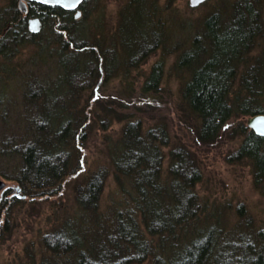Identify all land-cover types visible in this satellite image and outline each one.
I'll return each mask as SVG.
<instances>
[{
  "label": "trees",
  "instance_id": "1",
  "mask_svg": "<svg viewBox=\"0 0 264 264\" xmlns=\"http://www.w3.org/2000/svg\"><path fill=\"white\" fill-rule=\"evenodd\" d=\"M23 7L13 6V12L3 23H15L18 33L27 32V16L48 18L49 24L57 20L55 34L61 32L60 20L70 24L73 21V11L56 3L28 0L27 8ZM146 17L149 23L148 13ZM151 25L133 32L136 41L128 38L125 45L120 40L122 55L130 67L159 44L175 53L171 71L179 79L177 106L183 122L179 127L185 129L192 144H186L183 138L176 140V144L171 143L163 119L154 127L142 128L143 108L159 92L157 84L163 64L160 59L140 87L141 110L135 107L128 111L126 118L120 119L104 102L97 106L99 111L91 108L95 117L100 114L106 122L124 121V126L121 137L107 154L109 162L98 165L78 182L82 193L78 197L79 205L81 208L94 205L96 210L98 196L110 175L117 195L106 210L99 214L91 212L87 219L94 223L90 224L92 228L87 220L83 221L85 229H79L78 233L66 225L67 229L59 233L62 236L51 246L49 237L43 236L40 242L48 250L44 247L39 252V264H264V225L244 224L247 226L239 228L237 235L229 236L220 220L212 219L211 212L204 211L205 199L196 191L202 177L203 155L217 147L228 132L225 129L232 127L230 138L240 140L233 157L228 159V154L225 159L233 163L247 162L253 187L264 198V136L252 131L244 119L264 113V0H234L230 11L222 9L207 14L192 33H185L183 44L178 40L166 45L167 32L159 30L157 23L154 27ZM67 27L63 30L73 37L76 30L71 34L70 25ZM84 32L85 38L88 34ZM20 35L23 37L25 33ZM20 35L12 33L1 38L3 57L12 55L22 41ZM5 37L10 40L6 42ZM50 40L43 39L41 43V52L44 51L41 59L50 55L57 60L60 56L57 61L67 75L82 74L88 79L93 76L97 82L104 78L103 70L116 68L101 60L105 50L97 39L74 52L69 50V55L46 48ZM60 79L65 86L69 85L73 96L77 87L73 88L66 77ZM146 95L150 97L148 101L144 98ZM70 101L75 104L73 98ZM73 105L70 107L73 111L70 108L57 111L46 119L41 109L39 118L43 125H34L31 138L12 149L18 157L19 168L12 178L28 197L43 198L41 201L46 202L50 195L60 191L56 186L71 175L68 162L77 158L76 155L80 158L72 140H78L75 132L87 119V111L86 107L78 111ZM100 126L106 127L102 122ZM2 142L13 143L9 138ZM162 146H168L167 152ZM164 155L167 161L163 170ZM2 199L8 202L7 197ZM29 258L35 264L34 255Z\"/></svg>",
  "mask_w": 264,
  "mask_h": 264
},
{
  "label": "rangeland",
  "instance_id": "2",
  "mask_svg": "<svg viewBox=\"0 0 264 264\" xmlns=\"http://www.w3.org/2000/svg\"><path fill=\"white\" fill-rule=\"evenodd\" d=\"M27 1L0 0V13L3 10V14H0L2 25L0 28H3L0 29V40L8 34L17 33L19 36L25 33L23 37L20 35L19 39L22 41H19L20 44L15 47L11 56L6 58L0 53V183L4 188H9V191L15 192L7 197L8 202L5 203L2 201L3 192L7 193L8 190L3 191V187H0V264H32L29 258L32 254L35 257V264H39L41 259L39 252L46 248V245L40 242L43 236L49 237L48 244L51 246L62 236L59 233L67 229L66 225L77 233L79 229H85L83 221H88L87 218L95 206L80 207L78 197L82 193L79 191L78 182L85 175L88 176L95 171L98 165L109 162L107 154L109 155L114 142L121 137L124 126V121L106 122L100 114L95 117L91 108L95 107L99 111L97 106L104 102L106 108L109 107L120 119L126 118L130 114L129 110L140 109L139 103L142 101L139 95L140 87L151 67L160 59L163 64L160 82L157 84L159 92L155 98L151 97L153 102L143 108L142 128L154 127L163 119L168 126L171 143L176 144V140L183 138L186 144H192L188 142L185 129L179 127L182 122L177 106L179 79L171 71L175 53L165 48L164 44H159L158 48L152 46L153 50H148L129 67L126 57L122 55L120 40L123 39L125 45L128 38L136 41L132 37L133 32L147 29L149 23L150 25L157 23L160 25L159 30L167 32L166 45H173L178 40L182 43L185 33L188 31L192 33L201 18L215 10L230 11V5L234 0H203L196 5H192L190 0H83L82 3L81 0V4L79 3L76 8H71L73 11L71 24L69 21L64 23L66 20H60L61 28L58 30L61 32L56 31L59 37L53 31L57 20L49 24L48 18L41 20L37 16H27V32L20 33L15 29L17 26L15 23L3 24L13 12V6L22 5L25 10ZM24 12L20 10V13ZM34 17L39 21V29L36 31L29 27V19ZM69 25L71 34L76 30L73 37L63 30L65 26L68 29ZM84 31L88 34L85 38ZM79 34L81 37H78ZM70 37L71 43L68 42ZM48 38L51 40L46 48L58 50L63 55H69V50L74 52L97 39L105 50L101 60L106 61L107 65H116V68L103 70L104 78L102 81L100 78L97 79V82L92 79L93 76L88 79L82 74L67 75V71H63L57 61L60 56L56 57L57 60L50 55L41 59L40 54L44 53L41 52L43 48L41 43L43 39ZM4 39L6 42L10 40L7 37ZM85 40H89L88 43ZM65 61L68 62L69 58ZM61 77L70 79L69 84L73 88L77 87L73 96L69 91V85L61 83ZM95 83L97 86H94ZM148 97L149 95L144 96L147 101L150 98ZM72 98L74 105L70 101ZM120 103L124 104V107L118 106ZM72 105L78 111L85 107V113L87 111V119L75 132L78 140H72L80 158L77 155V158L71 157L74 159L71 163L68 162L70 168H67L71 175H68L61 185L56 186L60 191L50 195L46 202L41 201L43 198L28 197L19 188V183L12 178L19 169L18 157L12 149H17L21 141L31 138L34 125H43L39 118L41 109L44 110L46 119L57 111L68 110ZM70 109L73 111L74 108ZM247 117L244 118L245 121ZM101 122L105 128L100 126ZM235 126L236 124L233 127ZM231 129L232 127L225 129V132H228L220 144L203 155L202 177L196 184V191L205 199L207 207L204 211L211 212L212 219L220 220L229 236L237 235L239 228L247 226L244 224L249 223L252 227L264 225V198L253 187L249 164L244 160L233 163L225 159V155L228 154V159L233 157L240 140L230 138ZM7 138L13 143L3 144L2 141ZM161 149L167 152L168 146H162ZM166 161L164 155L163 170ZM110 178L111 175L98 196V204L92 214L106 210L107 205L117 195L115 182ZM84 214L88 215L85 217ZM90 224L94 225L90 222L89 227ZM62 252L60 250L59 255H62Z\"/></svg>",
  "mask_w": 264,
  "mask_h": 264
},
{
  "label": "water",
  "instance_id": "3",
  "mask_svg": "<svg viewBox=\"0 0 264 264\" xmlns=\"http://www.w3.org/2000/svg\"><path fill=\"white\" fill-rule=\"evenodd\" d=\"M43 3H56L65 8L71 9L76 8L81 0H37ZM203 0H190L192 5H196ZM29 27L31 30L36 31L39 29V21L38 18H30L29 19ZM247 125L258 135L264 136V113L255 114L252 116H248L246 119ZM1 184V183H0Z\"/></svg>",
  "mask_w": 264,
  "mask_h": 264
},
{
  "label": "bare ground",
  "instance_id": "4",
  "mask_svg": "<svg viewBox=\"0 0 264 264\" xmlns=\"http://www.w3.org/2000/svg\"><path fill=\"white\" fill-rule=\"evenodd\" d=\"M25 5H26V3H25ZM25 7H26V6H25ZM245 122H246V121H245ZM246 125H247V123H246ZM247 126H248V125H247ZM248 127H249V126H248ZM249 128H250V127H249ZM250 129H251V128H250ZM251 130H252V129H251ZM252 131H253V130H252ZM0 187H3V191H5V190H8V189H9V188H8V189H6V187L4 188V185H3L2 183L0 184ZM13 188H14V187H13ZM17 188H18V187H16V188H15V190H17ZM19 188H20V187H19ZM10 195H13V190H12V191H9V190H8V192H7V193H6V192H5V193H3V197H9Z\"/></svg>",
  "mask_w": 264,
  "mask_h": 264
},
{
  "label": "flooded vegetation",
  "instance_id": "5",
  "mask_svg": "<svg viewBox=\"0 0 264 264\" xmlns=\"http://www.w3.org/2000/svg\"><path fill=\"white\" fill-rule=\"evenodd\" d=\"M6 191V190H5ZM3 193H5V192H3Z\"/></svg>",
  "mask_w": 264,
  "mask_h": 264
}]
</instances>
